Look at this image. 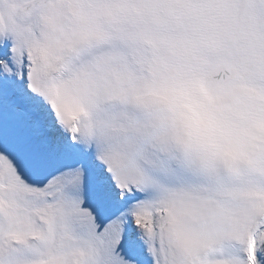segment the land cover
<instances>
[{"label": "snow or ice", "instance_id": "snow-or-ice-1", "mask_svg": "<svg viewBox=\"0 0 264 264\" xmlns=\"http://www.w3.org/2000/svg\"><path fill=\"white\" fill-rule=\"evenodd\" d=\"M0 264H264V0H0Z\"/></svg>", "mask_w": 264, "mask_h": 264}]
</instances>
